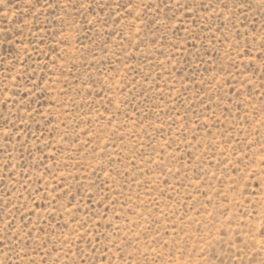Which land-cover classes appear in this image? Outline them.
<instances>
[{"label": "rangeland", "instance_id": "374dc122", "mask_svg": "<svg viewBox=\"0 0 264 264\" xmlns=\"http://www.w3.org/2000/svg\"><path fill=\"white\" fill-rule=\"evenodd\" d=\"M0 264H264V0H0Z\"/></svg>", "mask_w": 264, "mask_h": 264}]
</instances>
